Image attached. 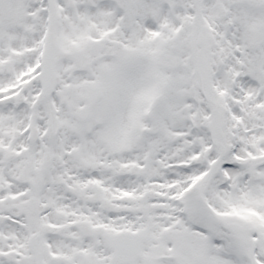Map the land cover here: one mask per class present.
I'll return each instance as SVG.
<instances>
[{"label": "snow or ice", "instance_id": "1", "mask_svg": "<svg viewBox=\"0 0 264 264\" xmlns=\"http://www.w3.org/2000/svg\"><path fill=\"white\" fill-rule=\"evenodd\" d=\"M0 264H264V0H0Z\"/></svg>", "mask_w": 264, "mask_h": 264}]
</instances>
